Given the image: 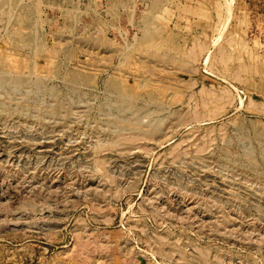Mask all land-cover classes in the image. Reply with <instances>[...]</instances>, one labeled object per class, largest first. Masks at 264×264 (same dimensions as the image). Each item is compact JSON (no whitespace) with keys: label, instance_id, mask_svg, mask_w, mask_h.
I'll return each mask as SVG.
<instances>
[{"label":"rangeland","instance_id":"1","mask_svg":"<svg viewBox=\"0 0 264 264\" xmlns=\"http://www.w3.org/2000/svg\"><path fill=\"white\" fill-rule=\"evenodd\" d=\"M0 264H264V14L0 0Z\"/></svg>","mask_w":264,"mask_h":264},{"label":"crops","instance_id":"2","mask_svg":"<svg viewBox=\"0 0 264 264\" xmlns=\"http://www.w3.org/2000/svg\"><path fill=\"white\" fill-rule=\"evenodd\" d=\"M241 8L264 14V0H236Z\"/></svg>","mask_w":264,"mask_h":264},{"label":"built area","instance_id":"3","mask_svg":"<svg viewBox=\"0 0 264 264\" xmlns=\"http://www.w3.org/2000/svg\"><path fill=\"white\" fill-rule=\"evenodd\" d=\"M236 92H237L236 94H237L238 97H243L244 98V94H243L242 90H237Z\"/></svg>","mask_w":264,"mask_h":264},{"label":"bare ground","instance_id":"4","mask_svg":"<svg viewBox=\"0 0 264 264\" xmlns=\"http://www.w3.org/2000/svg\"><path fill=\"white\" fill-rule=\"evenodd\" d=\"M39 1V0H38ZM229 8V7H228ZM8 59V58H7ZM2 63V62H1Z\"/></svg>","mask_w":264,"mask_h":264}]
</instances>
